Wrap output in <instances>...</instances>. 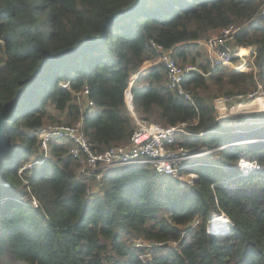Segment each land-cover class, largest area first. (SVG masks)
I'll return each mask as SVG.
<instances>
[{
  "label": "trees",
  "instance_id": "trees-1",
  "mask_svg": "<svg viewBox=\"0 0 264 264\" xmlns=\"http://www.w3.org/2000/svg\"><path fill=\"white\" fill-rule=\"evenodd\" d=\"M137 2L0 0V115L25 90L4 116L0 264H264V140L224 146L240 134L220 126L214 114V88L247 95L259 88L258 75L247 66L241 67L245 72L221 68L197 42L230 23L241 25L237 40L258 44L255 63L262 71L264 0ZM128 9L107 24L103 38L55 58L33 78L49 57L100 37L108 18ZM180 43L172 55L200 68L186 76L192 100L168 87L162 63L131 89L138 116L165 126L186 122L194 134L185 138L190 150L216 148L209 152L217 155L211 163L198 158L204 164L194 166L195 181L138 163L105 171L97 184L77 172L66 138L49 142L41 166L19 171L36 156L42 129L79 119L75 92L84 86L95 102L84 108L93 147L102 151L127 141L134 129L126 102L132 74ZM262 84L264 89V78ZM249 136L264 139V128ZM241 157L258 160L260 168L242 175ZM22 187L26 198L18 199ZM212 213L230 218L229 231L208 230Z\"/></svg>",
  "mask_w": 264,
  "mask_h": 264
},
{
  "label": "built area",
  "instance_id": "built-area-1",
  "mask_svg": "<svg viewBox=\"0 0 264 264\" xmlns=\"http://www.w3.org/2000/svg\"><path fill=\"white\" fill-rule=\"evenodd\" d=\"M260 12L264 15V3L260 8ZM240 30L241 25L230 23L204 42L208 56L221 68H233L239 72H245L241 67L247 66L250 70L258 71V79L261 83L255 92L247 95L242 92L224 93L214 98V114L219 125L232 127L235 132L246 134V132L257 126H264V122L256 120L259 118V113L264 112V110L259 111L253 107L240 109V107L252 103L257 98L254 99V95L262 91L264 70L260 71L256 68L255 59L258 44L252 41L239 42L237 38ZM152 45L159 50L163 49L161 45L155 42H152ZM172 53L173 48L159 56V61L165 68L168 87L175 94L187 100H192L193 93L186 86L185 80L189 72L200 70L199 65L193 61L181 64ZM146 72H149V70ZM132 76L126 89V102L134 118V129L127 141L112 145L102 151H98L93 147L84 129L87 116L84 108L94 106L95 102L89 98L88 86H84L75 92V100L82 107L79 119L76 121H57L42 129L39 132L40 148L36 156L31 159L32 162L29 164L31 167L27 166L23 169L33 168L37 165L41 166L49 156V142L53 139L66 138L72 142L69 153L75 161L77 172L84 176H93L97 184L101 182L105 171L138 163H150L160 173L178 174L182 180L185 178L191 182L195 181L197 174L193 170H185L204 164V162L199 161L198 157L203 156V153H208V150L204 152L198 149L190 150L185 145L186 136L194 135L193 132L188 130L186 122L165 126L138 116L133 103L131 88L134 78ZM63 85L68 86L67 83ZM261 95H264V92H260L258 96ZM214 131L222 132L224 130ZM249 139H251L250 136L239 137L224 146L244 143ZM208 162L211 163V160L209 159ZM238 167L241 174L246 175L259 169L260 163L258 160L241 157L238 161ZM1 201L2 199H0V203ZM32 202L36 206L38 205L36 199H33ZM217 216L225 217L228 222L226 224H220L219 221L214 222ZM199 221V219H196L193 224L196 225ZM232 224L233 222L224 213H212L208 221V230L210 232L229 231ZM137 244L145 246L151 244V242L138 241Z\"/></svg>",
  "mask_w": 264,
  "mask_h": 264
},
{
  "label": "water",
  "instance_id": "water-1",
  "mask_svg": "<svg viewBox=\"0 0 264 264\" xmlns=\"http://www.w3.org/2000/svg\"><path fill=\"white\" fill-rule=\"evenodd\" d=\"M141 2V0H138V2L135 4V6H137L139 3ZM134 6V7H135ZM131 9H128V10H124V11H121L117 14H115L114 16H111L110 18H108V20L106 21L104 27H103V34L100 36V37H93V38H90V39H87L83 42L80 43L79 46L73 48V49H68V50H65L63 51L62 53L58 54L57 56H52V57H49L43 64L42 66L39 68V70L34 74L33 78L36 79L42 72L44 69H46L50 63H52V61L57 58V57H60V56H64L66 54H69L71 52H74L76 51L79 47L83 46V45H86L88 43H91V42H95L101 38L104 37V34H105V30H106V26L108 23H110L112 20L116 19V18H120L122 17L125 13H127L128 11H130ZM176 47V46H175ZM25 92V90H22L20 91L15 98H13L12 100L6 102L2 108H1V115H0V155L6 150V142H7V137H6V134L4 132V116L7 112V110L9 109L10 106H12L15 102H17L21 96L23 95V93ZM254 116H258V115H254ZM264 118H258L256 119L258 122H264L263 120ZM252 138V137H250ZM255 139H260V138H255Z\"/></svg>",
  "mask_w": 264,
  "mask_h": 264
},
{
  "label": "rangeland",
  "instance_id": "rangeland-1",
  "mask_svg": "<svg viewBox=\"0 0 264 264\" xmlns=\"http://www.w3.org/2000/svg\"><path fill=\"white\" fill-rule=\"evenodd\" d=\"M181 64H185V63H183V62H180ZM257 66V65H256ZM243 69H244V66L242 67ZM229 69H233V68H229ZM228 70V69H227ZM250 71H254V70H250ZM261 90L262 91H259V93L260 92H264V89L263 88H261ZM256 91V90H255ZM255 91H253V92H255ZM214 92H216L218 95H221V94H224L223 92H220V90H218L217 88H214ZM253 92H251V93H253ZM259 93L258 94H255L254 95V99L256 98V97H258V95H259ZM252 101V100H251ZM259 118H264V112H262V113H259ZM67 120V119H66ZM65 120V121H66ZM69 121V120H68ZM261 128H264V126H257V127H255V128H253V129H251V130H249V132H246V134H242V132H237V133H239L240 134V136L239 137H243V138H245V137H247V136H249V134H251L253 131L255 132V130H258V129H261ZM258 139H249V140H247V141H257ZM259 140H264V139H259ZM246 141V142H247ZM215 150H216V148H215ZM200 151V150H199ZM207 151V150H206ZM212 151H214V149H211V150H208L207 152L208 153H203V156H200V157H202V159H215V158H217V155H213V156H209V152H212ZM202 152H204V151H202ZM200 157H198V158H200ZM32 162V160L31 159H29L28 161H25L24 160V162H22L21 163V165H20V169H19V171H23L24 169V167H31L29 164ZM23 169V170H22ZM194 169V167H191V169L190 170H193ZM184 177H186V176H184ZM184 179V182H185V178H183ZM21 185H23V184H21ZM16 191L18 192V199H25L26 197H25V195H23L24 193L23 192H25V190L23 189V187L22 188H18V189H16ZM4 202V199H2V201H1V203L0 204H2Z\"/></svg>",
  "mask_w": 264,
  "mask_h": 264
},
{
  "label": "crops",
  "instance_id": "crops-1",
  "mask_svg": "<svg viewBox=\"0 0 264 264\" xmlns=\"http://www.w3.org/2000/svg\"><path fill=\"white\" fill-rule=\"evenodd\" d=\"M205 39H199V40H197V42H199L200 44H201V46L204 48L203 49V51L205 52V54L208 56V54H207V49H206V46H205ZM186 43V42H185ZM185 43H180V44H178V45H176V47H174L173 48V52L174 51H176V50H178L183 44H185ZM148 62L149 63H152V65H151V67L152 68H149V69H147V70H149V72L155 67V66H158L159 64H161L160 63V61H159V56L158 57H156V58H153V59H149V60H147V61H145L141 66H140V68L138 69V71H136L135 73H133V76H132V78H134V81L140 76V75H146V74H148L149 72H146L147 70H142V69H144V66L146 65V64H148ZM155 62V63H154ZM154 63V64H153ZM259 70V69H258ZM264 70V69H263ZM255 71V70H254ZM256 72V71H255ZM258 72V71H257ZM256 72V74L258 75V73ZM133 81V82H134ZM261 83V81L259 80V84ZM263 85V84H262ZM245 106V105H244ZM244 106H242V107H240V109L242 110L243 108H244Z\"/></svg>",
  "mask_w": 264,
  "mask_h": 264
},
{
  "label": "bare ground",
  "instance_id": "bare-ground-1",
  "mask_svg": "<svg viewBox=\"0 0 264 264\" xmlns=\"http://www.w3.org/2000/svg\"><path fill=\"white\" fill-rule=\"evenodd\" d=\"M248 107H253L259 111L264 110V95L258 96L255 100H253L252 103L244 106V108H248ZM216 218L217 219H215L214 222L219 221L220 224H226V222H228V220L225 217L217 216Z\"/></svg>",
  "mask_w": 264,
  "mask_h": 264
}]
</instances>
